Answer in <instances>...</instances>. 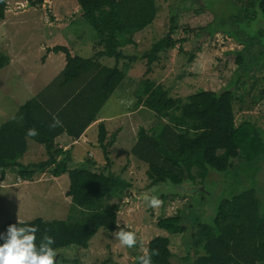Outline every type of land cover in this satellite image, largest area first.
I'll return each mask as SVG.
<instances>
[{"label":"trees","instance_id":"obj_1","mask_svg":"<svg viewBox=\"0 0 264 264\" xmlns=\"http://www.w3.org/2000/svg\"><path fill=\"white\" fill-rule=\"evenodd\" d=\"M8 1L0 0V21L6 17ZM26 1L31 6L44 2ZM76 1L82 17L97 34L100 50L92 58L72 56L62 45H56L49 51L66 55V66L59 75L63 83L86 77V87L63 90L54 98L51 93L52 99H47L45 97L52 88L49 87L21 105L10 120L0 125L1 178L14 171L24 180H31L37 172L46 170L54 177L68 175L70 186L66 195L71 198L76 214H70L65 220L8 221L0 225V244L5 242L4 236L12 224L17 227L36 226L39 229L35 234L37 248L47 233L54 238L55 243L51 247L56 253L71 246L87 249L101 228L109 232L118 228V202L129 183L111 172L95 170L92 164L70 168V151L59 149L55 139L63 133L77 139L96 120L101 108L128 74L129 65L125 63L120 67L119 62L126 59L133 62L136 58L126 55L124 49L136 44L134 36L155 21L157 0ZM249 7L260 8L264 13V0H250ZM173 33L174 27L140 57L146 60L147 68L137 90L136 104L144 105L159 119H167L150 130L141 127L131 150L136 158L148 164L147 176L151 186L164 182L182 186L197 176L205 180L210 169L226 172L233 167L235 159L253 162L259 159L262 151L263 138L257 126L249 121L236 123L232 89L220 92L201 89L186 99L173 98L163 85L148 78L153 65L160 60V53L176 48L178 42L172 37ZM231 53L236 56L238 67L246 70L245 62L252 54L251 47ZM102 57L114 58L117 63L113 67L104 66L99 62ZM195 57L191 54L190 61ZM9 60L7 55L1 54L0 69ZM54 116L59 118L62 126L50 127ZM31 128H35L38 134L27 136ZM107 137L106 127L99 124L98 144L106 167L110 168L109 147L114 141L108 142ZM28 139L45 146L46 160L28 165L21 162L28 149ZM194 168L198 173H194ZM257 199L254 191H245L224 200L218 206L214 227L185 220L183 211L159 219L157 226L171 234H183L189 227L194 228L191 235L195 258L191 264H264V239H261L264 238V215L259 212ZM111 200L118 202L111 203ZM170 245L169 237L151 239L147 249L149 254L153 250L159 253L151 255V264H173L174 254ZM133 264H139V261Z\"/></svg>","mask_w":264,"mask_h":264},{"label":"rangeland","instance_id":"obj_2","mask_svg":"<svg viewBox=\"0 0 264 264\" xmlns=\"http://www.w3.org/2000/svg\"><path fill=\"white\" fill-rule=\"evenodd\" d=\"M249 2L250 0H157L158 13L153 24L134 36L136 44L124 49L126 55L134 56L137 60L134 58L133 62L128 59L119 62L120 67L125 63L129 65V77H125L122 86L116 89L103 108V115L121 116L113 124H109L107 139L108 142L114 141L109 147L111 166L107 168L106 163H100L94 168L111 172L129 183L122 200L110 202L120 204V228L133 232L137 243L133 247L121 245L115 237L119 228L115 232L101 228L93 236L87 249L71 246L57 251L55 264H133L144 254L141 251V241L143 247L148 249L149 241L157 236L170 238L173 264H191L195 258L191 235L194 228L189 227L183 234H171L157 226L159 219L175 216L183 211L185 220L214 227L218 206L224 200L245 191H254L260 205L259 212L264 215V139L258 160L241 162L240 158L235 159L232 161L233 167L228 171L217 172L210 169L205 180L197 176L195 180H189L182 186L171 182L151 186V180L147 176L148 164L131 153L141 127L150 130L167 121L159 119L153 111L142 104L137 106L136 103L137 90L147 68L146 60L140 57L156 41L165 37L172 27V37L178 44L176 48L160 53V60L153 65L148 78L163 85L173 98L186 99L201 89L216 92L232 89L235 93L237 124L242 123L244 112H247L246 115L254 119V125L264 138V71L260 73L255 65L257 28L264 21V14L252 7L248 8ZM75 3L78 4L76 0H44L41 5L31 6L25 0H19L16 5L13 1L7 2L5 21H0V55L12 58V63L0 69V105L3 98L10 99L13 103L17 102L16 98L20 101L29 98L28 94L19 97L17 91L30 82L32 63L35 66L41 62L39 59L44 52L39 50L40 40H46L42 32L46 29L47 21L70 23L67 29L61 31L69 43V39L71 40V46L80 45L82 49L85 48L79 55L91 56L100 48L99 44L96 45L97 34L82 17L80 6L73 10ZM63 6H68L72 13H64ZM32 7L35 10L29 14L19 13L24 8ZM59 41L61 40L57 38L52 45H58L56 43ZM243 46L251 47L252 51L246 58V70L238 67L236 56L231 53L241 51ZM89 47H92L91 50ZM191 54L196 56L193 61H190ZM101 62L109 67L117 63L114 58L107 57L101 59ZM121 114L128 115L126 117ZM96 136L97 131L90 138L92 143L89 141L85 145L76 146L77 160L71 163V168L84 167L79 159H84L88 152L94 153L102 161L104 156L101 148L95 145ZM194 173H198L196 168ZM45 177L46 175L42 178L46 179ZM7 178L9 187L3 190L0 188V225L8 221L28 222L36 218L47 221L65 220L70 214H76L66 195L70 186L68 175H63L53 183L48 179L42 183L23 182L15 171L9 172ZM146 196H155L162 204L157 208L150 207L145 200ZM186 226L190 224L186 223ZM106 261L108 262L105 263Z\"/></svg>","mask_w":264,"mask_h":264},{"label":"crops","instance_id":"obj_3","mask_svg":"<svg viewBox=\"0 0 264 264\" xmlns=\"http://www.w3.org/2000/svg\"><path fill=\"white\" fill-rule=\"evenodd\" d=\"M9 1H13V3H15V5H16V3L19 0H9ZM45 1L47 2L50 0H45ZM20 2H24V0H20ZM77 7H79V5L75 3L73 6V10L74 9L77 10ZM62 9H65V11ZM62 9L61 10L66 14L72 13V11H70L68 9V6H63ZM33 10H35V9H33V7L30 9L24 8L19 13L20 14H23V13L29 14ZM61 10H60V12H61ZM80 13H81V11H80ZM6 21H8V19ZM46 24H47L46 29L42 32L44 34V38H46V40H43V38L40 40V48H39L40 51L44 52V55H43L44 58L41 57L39 59V61L41 60V62L39 64H35V66H33V63H32V66L30 68V82H28V84L24 88H19L17 91V94L19 97H21L23 94H28L29 98H27L24 101H20L19 99L16 98V100H17L16 103H13L10 99H4L3 98L2 99L3 103H1V105H0V117H1L0 125L4 124L8 120H10L17 113V111L19 110L21 105H23L25 102L32 99L33 97H37V96L41 95L43 92L47 91V89H49V87H52V88L50 89V91H48V95H46V97H45L47 99L54 98L55 96L60 94V92L63 90H67V89L70 90L74 87H86L85 86V83L87 80L86 77H83V78L75 80V81H69V82L63 83L62 80L59 79V75L61 74V72L63 71V69L66 66V63H67L66 55L63 52L55 53L52 51L49 52L47 50L48 48H53L54 46H56V45H52V43L54 41H57V38H59L61 41H59L56 44H58V45L60 44L62 46L65 44L64 46L68 48V50L72 56H76V55L81 56L78 53H83L85 48L82 49V47H79L80 45H77V46L75 45V47L73 45L71 46V40L69 39V41H70V43H69L66 40L63 32L61 31L62 29H67L70 23L69 22H63V21L59 22V20H58L55 23L47 21ZM67 37L71 38V36H67ZM42 41H43V43H42ZM60 42H62V43H60ZM72 43H74V42H72ZM96 45H97V43H96ZM89 48L91 50L92 47H89ZM99 50H100V48H98L97 51H99ZM95 54L96 53L92 54L91 56H87V57L81 56V57L92 58L95 56ZM103 58H105V57H102L99 59V62L102 65H104L101 62V59H103ZM11 63H12V58H10V61L8 64H11ZM104 66H106V65H104ZM107 67H109V66H107ZM127 77H129V74H127ZM122 84L123 83H121V85H119L118 87L122 86ZM63 87H66V89H64ZM115 92H116V90H115ZM51 93H53L52 98L50 96ZM106 103L101 108L100 112L98 113L96 120L94 122H92L84 130V132L82 133V135L79 138L75 139L72 136H69L67 133H63L55 139V144L57 145V147L59 149H62L64 152L70 151V155H71V160L69 162L70 168H71V163L73 161L77 160L76 159V150H77L76 146H78L79 144H83V145L87 144L91 140L90 138H92V136L97 131V136H96V139H94V141H96L95 145H98V147L100 148V146L98 144L99 124H101V123L104 124L107 131H109V124H113L115 122V120H117V118L121 117V116H110L108 114L103 115L102 114L103 108L106 106ZM128 114H121V115L127 117ZM244 114L245 115L243 116L242 123L245 121L252 122L253 124L255 123V121H253L254 119H250L251 118L250 115H246L247 112H244ZM236 123H237V121H236ZM90 142L92 143V141H90ZM100 150H102V149H100ZM87 156L89 158H86ZM87 156H85L84 159H79L80 161H82L84 166L92 164V165H94L92 167L95 168L100 163H102V164L106 163L104 158H102V161H101V159L96 158L95 154L92 152H88ZM37 157H39V158H37ZM46 159H47V153H46L45 146L42 144L36 143L35 141H33L31 139H28V149L25 152L24 156L22 157L21 162L25 165H28V164L38 163V162L44 161ZM240 160H241V158H240ZM241 162H243V161H241ZM48 173H50L48 170H46L44 172H37L31 178V180H24L23 178L22 179H23V182L35 181V182H39V183H42L43 180L48 179V181H51V183H53V182H56L55 180H59L63 176L62 175L61 177H54L51 173L49 174L50 176H47ZM7 175L5 176L4 179H2L0 176V188L2 190H3V188L9 187V185H10V184H7V181H8ZM45 175H46V177H45L46 179H43L42 177ZM19 177L20 176L18 175V178ZM36 177H39V178H36ZM68 198H70V197H68ZM68 202L70 204H72L71 198H70V201H68ZM118 224L120 225V222H118Z\"/></svg>","mask_w":264,"mask_h":264},{"label":"clouds","instance_id":"obj_4","mask_svg":"<svg viewBox=\"0 0 264 264\" xmlns=\"http://www.w3.org/2000/svg\"><path fill=\"white\" fill-rule=\"evenodd\" d=\"M62 126V122L58 117H53V123L50 127L55 128ZM37 130L31 128L27 131V136L37 135ZM148 205L157 208L162 201L157 197H145ZM22 223L21 221H18ZM115 232V237L120 241L121 245L133 247L137 240L133 232L125 231L120 228ZM39 229L36 226L17 227L16 224L9 225L7 233L4 236L5 242L0 244V264H55L56 251L51 247L55 243L54 238L45 233L41 239L39 248L35 244L36 233ZM141 251L144 253L137 259L139 264H151V255H158V250H153L149 254L148 250L143 247L141 241Z\"/></svg>","mask_w":264,"mask_h":264},{"label":"flooded vegetation","instance_id":"obj_5","mask_svg":"<svg viewBox=\"0 0 264 264\" xmlns=\"http://www.w3.org/2000/svg\"><path fill=\"white\" fill-rule=\"evenodd\" d=\"M257 10L261 11L260 8ZM263 13V12H262ZM264 14V13H263ZM256 48V67L259 72L264 71V21L262 20L261 25L257 28V37L255 42Z\"/></svg>","mask_w":264,"mask_h":264}]
</instances>
